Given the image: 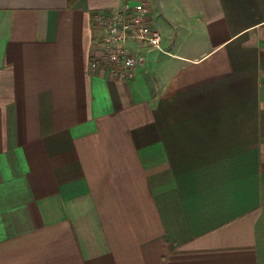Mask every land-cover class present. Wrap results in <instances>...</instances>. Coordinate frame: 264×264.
Masks as SVG:
<instances>
[{
    "label": "crops",
    "instance_id": "1",
    "mask_svg": "<svg viewBox=\"0 0 264 264\" xmlns=\"http://www.w3.org/2000/svg\"><path fill=\"white\" fill-rule=\"evenodd\" d=\"M0 264H264V0H0Z\"/></svg>",
    "mask_w": 264,
    "mask_h": 264
},
{
    "label": "built area",
    "instance_id": "2",
    "mask_svg": "<svg viewBox=\"0 0 264 264\" xmlns=\"http://www.w3.org/2000/svg\"><path fill=\"white\" fill-rule=\"evenodd\" d=\"M149 15L147 2L133 8L126 4L122 10L108 17L97 15L95 24L102 31L100 55L92 58L91 66H104L114 77L129 79L136 66L143 62L142 55L130 51V43L164 53L161 33L149 24Z\"/></svg>",
    "mask_w": 264,
    "mask_h": 264
},
{
    "label": "trees",
    "instance_id": "3",
    "mask_svg": "<svg viewBox=\"0 0 264 264\" xmlns=\"http://www.w3.org/2000/svg\"><path fill=\"white\" fill-rule=\"evenodd\" d=\"M70 2H74V1H77V0H69Z\"/></svg>",
    "mask_w": 264,
    "mask_h": 264
}]
</instances>
